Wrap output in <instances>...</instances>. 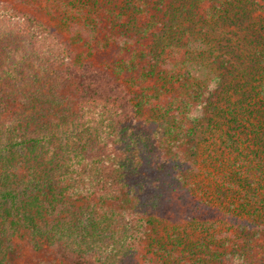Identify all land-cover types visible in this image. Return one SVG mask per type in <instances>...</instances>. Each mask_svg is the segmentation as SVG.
<instances>
[{"label": "trees", "instance_id": "trees-1", "mask_svg": "<svg viewBox=\"0 0 264 264\" xmlns=\"http://www.w3.org/2000/svg\"><path fill=\"white\" fill-rule=\"evenodd\" d=\"M248 24L264 0H0V264H264Z\"/></svg>", "mask_w": 264, "mask_h": 264}, {"label": "rangeland", "instance_id": "rangeland-1", "mask_svg": "<svg viewBox=\"0 0 264 264\" xmlns=\"http://www.w3.org/2000/svg\"><path fill=\"white\" fill-rule=\"evenodd\" d=\"M260 23L261 21L258 20ZM234 28L231 27V30H233ZM245 29V32H241L242 29H238V35L242 36V35H246V40L247 42H245L244 47L242 49V53L243 54H250L251 52L253 53L256 49L257 46H259V40L264 37V34L261 32L259 27H256V25L250 26L248 24V26ZM249 37V38H248ZM250 39V40H249ZM25 256V257H24ZM30 258L28 251H25V253L23 254V258L21 261V264H27L26 261ZM30 264V263H29Z\"/></svg>", "mask_w": 264, "mask_h": 264}]
</instances>
